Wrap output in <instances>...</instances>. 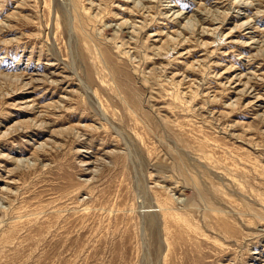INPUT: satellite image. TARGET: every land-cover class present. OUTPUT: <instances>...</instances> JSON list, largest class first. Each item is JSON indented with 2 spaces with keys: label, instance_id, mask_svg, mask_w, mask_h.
<instances>
[{
  "label": "rangeland",
  "instance_id": "rangeland-1",
  "mask_svg": "<svg viewBox=\"0 0 264 264\" xmlns=\"http://www.w3.org/2000/svg\"><path fill=\"white\" fill-rule=\"evenodd\" d=\"M0 264H264V0H0Z\"/></svg>",
  "mask_w": 264,
  "mask_h": 264
},
{
  "label": "bare ground",
  "instance_id": "bare-ground-1",
  "mask_svg": "<svg viewBox=\"0 0 264 264\" xmlns=\"http://www.w3.org/2000/svg\"><path fill=\"white\" fill-rule=\"evenodd\" d=\"M262 43H263V41H262ZM99 60H100V59H99ZM99 62H100V61H99ZM104 62H105V61L103 60L102 63L104 64ZM102 63H101V64H102ZM197 191H198V190H197ZM199 194H200V191H199ZM200 196H201V195H200ZM158 208L162 209L161 205H160V207H158ZM158 211H159V210H158ZM162 212H164V214H166V211H165V210H162ZM167 212H168V211H167ZM167 214H168V213H167ZM173 214H174V213H173ZM173 214H172V215H173ZM176 214H177V213H176ZM170 215H171V214H170ZM170 215H169V216H170ZM164 217H166V216H164ZM172 217H176L175 214H174V216H172ZM172 217H171V218H172ZM171 218L169 217V219H171ZM182 218H183V217H182ZM174 219H175V218H174ZM169 221H170V220H169ZM175 221H177V219H175ZM179 223H180V222H179ZM177 224H178V222H177ZM181 224H182V223H181ZM165 228H166V227H165ZM165 228H164V229H165ZM167 242H168V241H167ZM219 246H220V245H219ZM169 248H170V247H169V244H168L167 251L169 250ZM164 256H165V255H164Z\"/></svg>",
  "mask_w": 264,
  "mask_h": 264
}]
</instances>
